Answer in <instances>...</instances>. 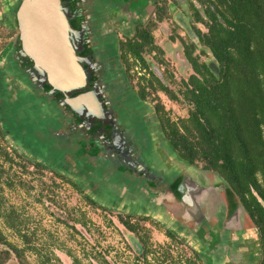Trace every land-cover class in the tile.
I'll use <instances>...</instances> for the list:
<instances>
[{
	"label": "flooded vegetation",
	"instance_id": "obj_1",
	"mask_svg": "<svg viewBox=\"0 0 264 264\" xmlns=\"http://www.w3.org/2000/svg\"><path fill=\"white\" fill-rule=\"evenodd\" d=\"M165 1L169 17L156 21L162 0H60L85 75L79 88L67 90L50 76L47 66L37 62L35 50L27 47L17 22L23 0H0V23L9 33V39L0 47V133L26 162L66 180L75 191L78 187L99 207L119 213L121 203L131 207L156 202L158 211L138 217L162 224L174 237L188 239L194 245L199 242V249L192 251L206 260L210 241L215 240L216 245L220 242L227 204L221 191L210 197L209 192H197L191 185H216L220 180L187 165L172 149L162 129L157 100L153 99L156 95L162 103L161 92L147 95V91L138 90L134 76H141L143 71L130 65L132 58L125 60L123 52L138 27L151 19L157 23L152 31L156 37L163 26L170 34L174 24L181 35L192 37L193 0ZM172 44H177L179 51H171L170 45L176 47ZM161 47L164 63H185L179 42L169 41V49ZM165 66L161 69L169 71L170 67ZM155 67L152 69L161 76ZM81 94H89L86 100L93 103L90 109L88 104L74 108L67 104ZM164 110L168 112L165 106ZM5 121L20 132L30 126L31 137L35 134L47 141L43 153L22 148ZM187 199L199 203L200 217L186 213ZM201 217V226L194 231ZM179 221L187 224L186 230L174 227ZM165 230L164 236L172 239ZM244 231H250L245 217L240 229L229 232L228 243L241 244L243 238L233 237ZM246 240L248 249L243 256L236 263L229 260L225 264H256L258 247L252 243L253 237Z\"/></svg>",
	"mask_w": 264,
	"mask_h": 264
},
{
	"label": "trees",
	"instance_id": "obj_2",
	"mask_svg": "<svg viewBox=\"0 0 264 264\" xmlns=\"http://www.w3.org/2000/svg\"><path fill=\"white\" fill-rule=\"evenodd\" d=\"M190 8L192 37L181 35L175 24L168 35L170 42L180 43L188 72L174 76L175 67L164 63L161 36L153 34L157 23L152 19L129 38L125 60L130 56V65L143 71L134 76L139 91L147 95L160 91L186 105L185 116L171 118L157 96L153 98L162 129L179 158L216 175L228 206L242 207L247 225L256 232V264H264V0H193ZM158 11L156 21L169 17L165 0ZM162 65L169 71L161 70ZM0 151L5 161H13L5 149ZM83 198L96 205L86 195ZM0 215L23 243L18 247L7 241L0 230V264L11 257L17 264H27L24 252L31 238L21 232L20 214L10 206ZM116 218L128 231L138 232V222H131L129 215L117 213ZM165 235L174 238L170 230ZM138 241L145 258L147 238L138 236ZM206 257L210 264V255Z\"/></svg>",
	"mask_w": 264,
	"mask_h": 264
},
{
	"label": "rangeland",
	"instance_id": "obj_3",
	"mask_svg": "<svg viewBox=\"0 0 264 264\" xmlns=\"http://www.w3.org/2000/svg\"><path fill=\"white\" fill-rule=\"evenodd\" d=\"M178 32L182 33L181 30ZM168 34L164 26L158 32L161 46L166 48L169 45ZM8 39L9 33L0 23V47ZM172 45L176 47L170 45L171 51H179L177 44ZM173 61L174 66L170 63L169 66L175 67L174 76L189 71L184 62ZM160 99L171 118L186 115V105L171 101L162 93ZM4 124L14 133L22 148L43 153L47 141L35 134L31 137L30 126L20 132L10 121ZM0 149H5L13 160L5 161L0 151V169L3 171L0 174V212L11 206L20 214L24 222L21 232L31 238L30 247L24 252L27 264H207L204 258L192 251L199 249V242L194 245L193 241L181 237L168 239L164 236L165 228L161 224L138 217L158 211L156 202H140L131 207L128 203L119 204V213L129 215L131 222H138V232L135 234L117 220V212L89 204L83 198L84 194L77 193L67 183L26 162L5 140H0ZM209 194L210 197L214 196ZM189 207L187 214L200 217L201 214H195L196 208L192 204ZM202 220V217L199 218L194 231L201 226ZM0 230L7 241L18 247L23 246L20 235L4 224L1 215ZM138 236L147 238L149 252L145 258H141ZM252 241L257 246L256 239ZM210 242H215L208 250L212 264H225L229 260L236 263L243 256V251L248 249L245 239L236 246L228 242H219L217 245L215 240ZM218 250L221 256L216 259L214 254ZM6 264L17 262L11 257Z\"/></svg>",
	"mask_w": 264,
	"mask_h": 264
},
{
	"label": "water",
	"instance_id": "obj_4",
	"mask_svg": "<svg viewBox=\"0 0 264 264\" xmlns=\"http://www.w3.org/2000/svg\"><path fill=\"white\" fill-rule=\"evenodd\" d=\"M65 12L66 9L62 7L60 0H23L18 9L17 22L22 35L28 42L27 47L36 52L37 62L47 66L50 76H55L56 81L68 90L79 88L85 81V75L75 55L74 32ZM88 96L89 94L77 95L71 101L69 99L67 104L72 108H74L73 105L83 107L88 104L89 108V105H93V103L86 100ZM90 96L92 95L90 94ZM219 182L215 186L210 185L209 187H199L194 183L191 186L195 191L200 192L213 193L222 189L224 191V186ZM191 202V199H187L186 206L189 207ZM243 215V209L239 206L237 214L233 218L237 220L238 227L242 223ZM230 226L231 224H227L226 230ZM223 235L220 237V242L225 243ZM220 256L218 250L214 254V258L217 259Z\"/></svg>",
	"mask_w": 264,
	"mask_h": 264
},
{
	"label": "crops",
	"instance_id": "obj_5",
	"mask_svg": "<svg viewBox=\"0 0 264 264\" xmlns=\"http://www.w3.org/2000/svg\"><path fill=\"white\" fill-rule=\"evenodd\" d=\"M199 186L201 187H203V186H206V185H200L199 184ZM210 185H208V187H209ZM213 186H215V185H213ZM221 192H222V194L224 193V191H223V189L222 190H220ZM220 191L219 192H211L212 193V195H217V194H220ZM197 192H200V191H197ZM202 192H204V191H202ZM209 192V191H208ZM210 193V192H209ZM223 196V198H224V200L223 201H225V204H227V201L225 200V197H224V194L222 195ZM192 203V205H194L195 206V208H196V212L195 213H201L200 212V206L198 205L199 203H197V201H192L191 202ZM239 207V206H238ZM238 207H235V208H233L232 209V206L231 207H229L228 206V204H227V213H226V216H225V218H224V224H223V230H222V234H224L223 235V240L225 241V242H228V234H229V232L231 231V230H233V229H240V227L242 226V224H243V220H244V217H245V214H244V212H243V218H242V223L239 225V227L237 226V220H234L233 218L236 216V214H237V209H238ZM184 220V219H183ZM245 222H246V220H245ZM227 224H231V226L229 227V228H227V230H226V227H227ZM236 224V225H235ZM162 225V224H161ZM246 225H247V222H246ZM174 227L175 228H178V230H186L187 229V224H185L184 223V221H179V222H176L175 224H174ZM247 227H250L249 225H247ZM242 233V232H241ZM243 238V240L245 239H248L249 237H253V239H257L256 238V232H255V229H253V228H251L250 227V231L248 232V231H244V233H242V234H240L239 236H235V237H233V239H236V238ZM257 243V242H256ZM255 243V244H256ZM211 259V258H210Z\"/></svg>",
	"mask_w": 264,
	"mask_h": 264
}]
</instances>
